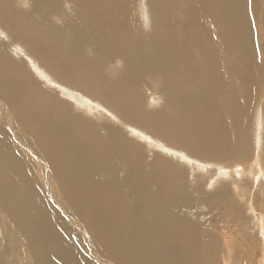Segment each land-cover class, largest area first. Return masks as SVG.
Returning a JSON list of instances; mask_svg holds the SVG:
<instances>
[{
  "label": "bare ground",
  "instance_id": "obj_1",
  "mask_svg": "<svg viewBox=\"0 0 264 264\" xmlns=\"http://www.w3.org/2000/svg\"><path fill=\"white\" fill-rule=\"evenodd\" d=\"M261 4L0 0V264H220L264 187Z\"/></svg>",
  "mask_w": 264,
  "mask_h": 264
},
{
  "label": "rangeland",
  "instance_id": "obj_2",
  "mask_svg": "<svg viewBox=\"0 0 264 264\" xmlns=\"http://www.w3.org/2000/svg\"><path fill=\"white\" fill-rule=\"evenodd\" d=\"M259 1V4L260 3H262L260 6H262L263 4H264V0H258ZM257 15H259V14H257ZM260 16V15H259ZM259 25V23H257V27H259L258 26ZM55 90H57V88H55V87H53ZM149 96V95H148ZM163 101V100H162ZM0 109H2V107H1V105H0ZM10 117H11V119L13 120V124L15 125V127H17V123H15V120H14V115H13V112L10 110ZM0 119L2 120L1 122H0V126L2 127H0L1 129H2V131L3 132H5L6 133V135H7V137H6V139L8 138V140H12V130H14V128L11 130V128L9 129V128H7V125L4 123V121H3V119H2V116H1V113H0ZM255 117H254V115L252 116V118H251V124H250V128H253L255 125ZM4 128H6L7 129V131H6V129L4 130ZM10 132V133H9ZM251 132V133H250ZM249 133L251 134V139H252V129L249 131ZM9 136V137H8ZM13 141V140H12ZM12 143H15V142H12ZM252 143H253V139H252ZM17 145V144H16ZM14 146H15V144H14ZM17 150H19V151H21L20 150V146H18L17 145ZM22 149V148H21ZM22 151H23V149H22ZM252 154H253V152H252ZM29 155V157H30V154H28ZM252 156H254V155H252ZM252 156H251V158H252ZM250 158V159H251ZM262 158H263V160H264V153L262 154ZM35 159V158H34ZM193 160H194V158H192ZM234 161H238V162H240L241 163V167H243V166H245V167H247L248 168V165H249V163H245L246 162V159H240V160H234ZM48 162V161H47ZM46 162V163H47ZM184 162V161H183ZM232 163H234V162H232ZM244 163V164H243ZM50 163L48 162V165H49ZM225 164H227V165H225V167H233V165H229L228 163H225ZM43 165V171H45V174H44V177L46 178V179H48V177H49V174H51L52 175V177L53 178H55L56 177V175L53 173L54 172V170L53 169H49V167H47V169H46V164H42ZM31 166V165H30ZM33 166V165H32ZM224 167V166H223ZM51 168V167H50ZM233 168H235V167H233ZM235 170H236V168H235ZM191 172V174H190V186H198L199 187V185L202 183V182H196V181H194L193 179H194V174L192 173V171H190ZM35 174V173H34ZM257 174H259V172L257 173ZM36 175V174H35ZM233 175L235 176L234 178L235 179H238V174H237V170L235 171V173H233ZM244 177H247L246 179H244L243 181H242V183H239L237 186H239V188L242 190H240L239 188V190H240V193H241V195L240 194H236V192L234 193V195L232 196V203L236 206V205H239V206H241L242 207V211H243V214H244V222L243 221H241V220H239V219H236V222H234V226H233V228L231 229V231H230V234H229V237H231V241H232V243H230V247H229V249H226V247L223 245V249H224V247H225V249L223 250L222 249V247L220 246L219 247V249H222V255L220 256V260H219V262H220V264H221V257L224 255V256H228L229 258H230V260H232V262H234L235 264H247V260L245 261V259L244 258H246V256H245V254L244 253H247L248 252V249H249V245H248V243H250L252 246H253V260H252V264H259V260H260V258H261V256H262V254H263V247H264V236H262V233L264 234V227H263V223H260L259 222V234H258V232H257V228L254 226V222L249 218L250 217V210L247 208V206H246V203H245V201H244V198L243 197H248L249 198V196L251 197V195H253L254 197H255V201H256V204L257 205H255L254 204V206L256 207V208H258V210H261L262 212H264V191H263V189H264V187H261L260 188V186L259 187H256L255 188V186L253 185V184H251L250 182H248V183H243L245 180H247V179H249L248 178V176H244ZM235 179H234V181H233V183L234 184H236L237 182H238V180H237V182H235ZM231 180L232 179H225V180H222V183H228V185L226 184V186L229 188V190L230 191H234V189H235V187L233 188V186L230 184L231 183ZM262 181V178L261 177H259L258 175H256L255 177H254V180H253V182H255L256 184L257 183H259V182H261ZM249 185V186H248ZM252 185V186H251ZM216 187L217 186H215L214 185V187H207V191H209V192H212V191H214V190H216ZM250 189L252 190V189H254L253 191H252V193L250 192ZM262 191H263V194H262ZM47 196H49L48 194L47 195H45V197H46V199H47V201L48 200H50V206H51V208H53L54 210L56 209L57 210V214H59V215H61L60 217H66V216H68L69 214H67L66 213V211H68L69 212V209L67 208V207H64L63 205H62V207L60 208V207H58L57 205H55L54 203H52L53 201L49 198V197H47ZM37 196L35 197V201H37V199H39V198H37ZM252 201V200H251ZM247 202H249L248 200H247ZM63 210V211H62ZM65 213V214H64ZM63 214V215H62ZM247 218H249L251 221H252V224L250 223V225H251V228H249L248 227V222H249V220L247 219ZM243 220V219H242ZM238 221H240L241 223L239 224L238 223ZM246 222V223H245ZM72 230H73V232L71 231V235H73V237H74V241L75 242H78L77 241V238H76V236H75V233L76 234H81V232H80V230L77 228V227H73L72 228ZM247 231H249L248 233H249V235H248V233H245L244 234V232H247ZM262 232V233H261ZM55 234L57 233V232H54ZM231 248V249H230ZM225 250H227V251H225ZM246 250H247V252H246ZM231 252V254L229 255V253H228V255H227V253L226 252ZM243 253V255H240V254H242ZM238 254V255H237ZM248 254H249V252H248ZM232 255V258L230 257ZM240 255V256H239ZM227 257V258H228ZM243 259H242V258ZM238 259V260H237ZM236 261V262H235ZM244 262V263H243Z\"/></svg>",
  "mask_w": 264,
  "mask_h": 264
},
{
  "label": "snow or ice",
  "instance_id": "obj_3",
  "mask_svg": "<svg viewBox=\"0 0 264 264\" xmlns=\"http://www.w3.org/2000/svg\"><path fill=\"white\" fill-rule=\"evenodd\" d=\"M251 2V0H249V3Z\"/></svg>",
  "mask_w": 264,
  "mask_h": 264
}]
</instances>
